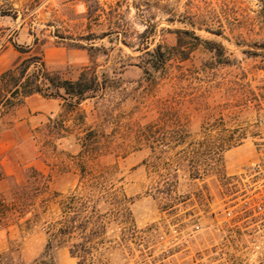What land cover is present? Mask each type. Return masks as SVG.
Segmentation results:
<instances>
[{
    "label": "rangeland",
    "instance_id": "374dc122",
    "mask_svg": "<svg viewBox=\"0 0 264 264\" xmlns=\"http://www.w3.org/2000/svg\"><path fill=\"white\" fill-rule=\"evenodd\" d=\"M263 2L0 0V50L81 43L97 78L72 110L36 96L29 128L0 120L7 167L44 181L21 227L0 228V264H75L66 245L47 247L71 195L100 216L104 264H264ZM156 45L163 59L146 52Z\"/></svg>",
    "mask_w": 264,
    "mask_h": 264
},
{
    "label": "trees",
    "instance_id": "16d2710c",
    "mask_svg": "<svg viewBox=\"0 0 264 264\" xmlns=\"http://www.w3.org/2000/svg\"><path fill=\"white\" fill-rule=\"evenodd\" d=\"M143 33H147V28ZM8 40L16 50L27 55L15 66L0 72V120L30 95L37 94L43 98L61 99L64 111L76 108L82 100L90 97L89 92L93 91L97 78L95 75L87 77L85 72L87 67L75 80L66 79L59 71L48 69L40 55L30 52L31 47L23 46L13 39ZM33 42L36 43V39ZM74 47L87 51L92 48L91 46L87 48L81 43H75ZM146 52L163 59L159 45ZM45 127H49L48 124ZM81 174L83 177V172ZM24 175L23 184H13L9 189L11 195L9 198L0 191V228L10 223L21 227L20 219L30 212L29 207L32 204L30 201L38 196L41 190L40 185L44 186V181L41 179L43 175L36 169L31 167L24 172ZM86 202L74 195L60 201V218L51 225L47 247L51 246L52 238L57 245L67 246L70 256L76 260L75 264H104L96 256L100 243L96 240L101 232L98 230L99 225L97 226L95 219L100 216L95 213L94 207L87 214ZM36 215L33 216L36 217ZM24 223L27 227L29 219ZM45 257L41 256L29 264H53Z\"/></svg>",
    "mask_w": 264,
    "mask_h": 264
},
{
    "label": "crops",
    "instance_id": "0c3cea01",
    "mask_svg": "<svg viewBox=\"0 0 264 264\" xmlns=\"http://www.w3.org/2000/svg\"><path fill=\"white\" fill-rule=\"evenodd\" d=\"M33 41L31 44L23 46L31 47L30 52L35 55H40L45 63V66L50 70L60 71L64 67L84 68L90 62V57L85 49L70 48L62 45L42 44V50L39 53H35L34 49L37 45V41L36 43ZM26 55V53H21L16 50L10 42L6 43L4 48L0 50V59L9 56L6 62L13 64V66H15L21 59L26 57ZM13 66H9L3 70ZM3 70H0V72ZM36 96L39 95L34 94L26 97L22 104L16 106L14 109H12V111H10L9 114L11 115L14 113L18 114V118L15 120L14 126H20L21 128H25L26 126V128H29V126L32 125V120H35L36 118L34 111L38 110L37 108H32L31 106L32 102L36 100ZM39 110L50 112L52 109L50 107H45V109L41 108ZM62 110L63 109L61 105L60 111ZM49 120L50 117L48 116L47 121ZM33 128H36V126ZM3 130L0 132V136ZM7 151L8 149H5L4 151H2V149L0 150V185L3 181L8 180L10 182V189L13 184H23L25 182V175L18 163L13 164L11 169L7 167V163L12 160L11 155L7 154ZM0 191L2 192L1 189Z\"/></svg>",
    "mask_w": 264,
    "mask_h": 264
},
{
    "label": "built area",
    "instance_id": "2783aa9c",
    "mask_svg": "<svg viewBox=\"0 0 264 264\" xmlns=\"http://www.w3.org/2000/svg\"><path fill=\"white\" fill-rule=\"evenodd\" d=\"M256 168H257V172H258V174L261 172V168H260V165L259 164H257L256 165Z\"/></svg>",
    "mask_w": 264,
    "mask_h": 264
},
{
    "label": "water",
    "instance_id": "95a60500",
    "mask_svg": "<svg viewBox=\"0 0 264 264\" xmlns=\"http://www.w3.org/2000/svg\"><path fill=\"white\" fill-rule=\"evenodd\" d=\"M262 9H263V11H264V2L262 3Z\"/></svg>",
    "mask_w": 264,
    "mask_h": 264
}]
</instances>
